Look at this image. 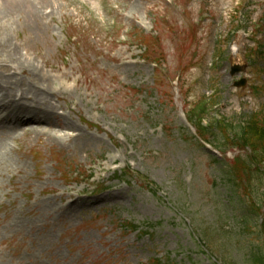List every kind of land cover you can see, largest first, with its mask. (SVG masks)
Here are the masks:
<instances>
[{"label": "rangeland", "instance_id": "374dc122", "mask_svg": "<svg viewBox=\"0 0 264 264\" xmlns=\"http://www.w3.org/2000/svg\"><path fill=\"white\" fill-rule=\"evenodd\" d=\"M52 2L40 26L12 18L8 38L41 70L54 115L63 114L58 124L68 127L0 137V264H150L154 257L163 264H248L249 250L264 245L256 232L264 170L252 167L247 190L236 195L228 163L251 155L250 147H220L224 155L201 148L178 85L190 89L192 104L217 92L208 126L211 117L236 127L251 111L264 112V0ZM190 26L196 38L186 59L194 67L183 76L175 48ZM139 31L159 39L165 54L159 71L140 58ZM73 34L87 41H69ZM252 38L261 52L253 58L249 88L236 90L238 77L229 75L233 49L247 52ZM218 51L227 60L216 61ZM159 74L164 85L156 89ZM16 77L26 89L41 81L30 68ZM254 78L262 89L257 97L250 89ZM158 90L168 91L173 104L160 102ZM58 157L71 172L93 178L63 182ZM127 165L152 191L114 177L113 168ZM101 184L106 189L93 194ZM123 221L148 232L125 231L118 225Z\"/></svg>", "mask_w": 264, "mask_h": 264}, {"label": "bare ground", "instance_id": "6f19581e", "mask_svg": "<svg viewBox=\"0 0 264 264\" xmlns=\"http://www.w3.org/2000/svg\"><path fill=\"white\" fill-rule=\"evenodd\" d=\"M51 7H55L51 0H0L1 136L14 132L18 128L19 130L25 128L33 131L46 130L45 135L55 134L53 127H57V131L65 129L58 123L55 125L53 123L56 119L54 116L56 108L51 102L45 76L35 63L30 64L28 59H24L15 48L11 47L8 38L12 18L25 17L26 22L40 26L43 16L39 12ZM25 68H30V76L41 80L40 84L32 89H26L17 80L15 71H24ZM29 110L36 114L35 117Z\"/></svg>", "mask_w": 264, "mask_h": 264}, {"label": "trees", "instance_id": "16d2710c", "mask_svg": "<svg viewBox=\"0 0 264 264\" xmlns=\"http://www.w3.org/2000/svg\"><path fill=\"white\" fill-rule=\"evenodd\" d=\"M205 108V107H204ZM211 106L209 107V109ZM206 110V109H205ZM205 110L203 109L198 117L197 122H193L196 129L202 136L206 135L209 128H216L220 138L216 139V142L220 144L224 149L226 148V143H232L233 147L243 149L244 147H250L251 155L246 156L242 159H234L233 162L228 164V177L230 178L233 185L236 188L233 189L236 195L237 192L239 197L241 192L247 190V186L250 184V178H248V171L252 167H260L261 171L264 170V112L260 116H247L242 123L237 124L236 127L233 126V122H228L225 118L222 119H210L209 128L203 127L201 124V119H204ZM207 128V129H206ZM249 181V182H248ZM248 182V183H247ZM260 212L256 209L255 212ZM264 215V214H260ZM257 242L264 241V216L261 217V223L257 227ZM262 236V240H261ZM215 248L217 245H211ZM260 249L264 251V245L259 246ZM262 250L252 248L249 250L250 258L248 264H264V253Z\"/></svg>", "mask_w": 264, "mask_h": 264}, {"label": "clouds", "instance_id": "9594fccd", "mask_svg": "<svg viewBox=\"0 0 264 264\" xmlns=\"http://www.w3.org/2000/svg\"><path fill=\"white\" fill-rule=\"evenodd\" d=\"M233 51H235V48L233 49Z\"/></svg>", "mask_w": 264, "mask_h": 264}]
</instances>
